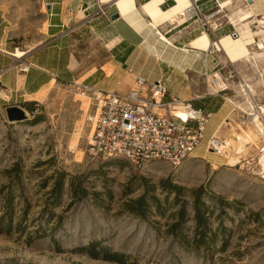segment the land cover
Returning <instances> with one entry per match:
<instances>
[{"label":"rangeland","instance_id":"rangeland-1","mask_svg":"<svg viewBox=\"0 0 264 264\" xmlns=\"http://www.w3.org/2000/svg\"><path fill=\"white\" fill-rule=\"evenodd\" d=\"M46 4L0 0L11 47L25 53L45 42ZM212 49L214 72L228 87L220 95L240 105V81L259 93L264 53L256 70L249 58L228 63L223 52ZM35 97L25 105L0 94V264H119L88 257L81 248L91 242L121 254L122 264H264V177L258 174L264 167L253 127H222L218 136L229 144L225 157L204 150V139L196 158L177 168L154 163L140 169L124 159H89L93 111L76 82H54ZM8 106L23 109L27 118L9 122ZM232 133L242 140L235 143ZM59 173L66 180L63 195L55 199L50 191ZM165 181L180 191L168 189ZM198 188L210 213L206 244L185 248L168 229L183 205L189 219L181 224L182 233L198 237L189 202V191ZM72 189H85L86 195L73 198ZM143 195L159 204L142 219L125 205Z\"/></svg>","mask_w":264,"mask_h":264},{"label":"crops","instance_id":"crops-1","mask_svg":"<svg viewBox=\"0 0 264 264\" xmlns=\"http://www.w3.org/2000/svg\"><path fill=\"white\" fill-rule=\"evenodd\" d=\"M153 1L134 0V10L121 16L114 4L99 0H45V42L25 53L8 44L0 21V94L14 103L34 102L35 96L54 82H79L97 91L126 94L140 77L146 82L143 94H147L151 84L161 81L166 89L164 102L170 98L190 101L211 114L204 133L205 143L213 133L218 136L222 127L236 126L233 122L226 125L224 120L230 107L209 89L212 88L210 79L217 77L219 87L228 90L214 72L212 47L222 38L231 36L232 27L224 25L210 32L196 23L181 21L154 25L152 13L168 9L171 2L175 4L177 0H162L157 9H147ZM198 4L204 12L214 7L212 0H199ZM99 5L107 11L109 20L98 13ZM245 6L248 11L239 15L234 23L238 35L246 30L252 34L245 24L252 14L264 15V0H249L247 5L239 1L229 13ZM115 12L119 13V18L111 21L110 16ZM250 42H246L248 50ZM261 53L264 52L253 54L256 70L261 63ZM23 65L28 66L26 71L20 70ZM192 157L196 158L194 153Z\"/></svg>","mask_w":264,"mask_h":264},{"label":"built area","instance_id":"built-area-1","mask_svg":"<svg viewBox=\"0 0 264 264\" xmlns=\"http://www.w3.org/2000/svg\"><path fill=\"white\" fill-rule=\"evenodd\" d=\"M199 0H191L178 15L181 23H196L203 30L214 32L224 25L232 27L231 37L238 34L236 19L245 8L229 9L239 1L247 5L249 0H212L214 7L204 12ZM47 6V4H46ZM98 13L109 20L105 9L98 6ZM177 21H171L174 24ZM251 29L254 42L250 45L256 51L264 50V15H253L245 23ZM23 65L20 70L26 71ZM145 80L137 77L135 87L126 94L101 92L94 87L79 83L78 89L89 99L93 117L91 131L87 138L86 154L91 160L106 161L124 159L137 168L143 169L154 163H163L172 168L181 166L191 158L201 144L211 114L190 101L170 98L164 102L166 94L164 83L158 81L149 86L143 94ZM212 84V83H211ZM223 84V83H222ZM213 85V84H212ZM211 94L220 97L230 107L224 120L226 125L233 122L237 127H253L260 141L259 163L264 158V82L258 94L241 92L242 103L237 105L220 93L226 91L219 87L210 88ZM259 127H263L260 129ZM206 150L217 157L229 153V144L216 133L206 142ZM231 152V151H230ZM264 177V169L258 173Z\"/></svg>","mask_w":264,"mask_h":264},{"label":"trees","instance_id":"trees-1","mask_svg":"<svg viewBox=\"0 0 264 264\" xmlns=\"http://www.w3.org/2000/svg\"><path fill=\"white\" fill-rule=\"evenodd\" d=\"M148 1V0H147ZM174 5L173 2H171L170 6ZM25 105H31L28 103H24ZM31 110V109H29ZM65 180H66V174L65 173H59L54 179H53V185L52 189L50 191L51 195L55 196V199L63 195V189L65 186ZM163 184L168 188L174 190L176 193L180 191V187L176 185H172L168 183L167 181L163 182ZM72 195L73 198H82L86 195L85 189H80L78 193L74 189H72ZM202 188H198L195 190L189 191V198H190V206H191V212L192 217L190 220H193L196 226V229H201L198 233V237H187L186 235H183L182 233V223L189 219L187 210L185 206H181L180 210L178 212V219L175 223H173L169 229L168 234L171 235L173 238L177 239V241L185 248H191V247H197L200 245L206 244L205 239V230L207 229V218L210 215V213L207 211V206L202 198ZM219 202L221 203V199H219ZM155 205L158 208V201L154 197L146 198L144 195L136 199L135 201L125 205L127 207V211L132 213L134 216H137L139 218H145V214L150 212L151 205ZM133 205V206H131ZM129 206V207H128ZM54 214L52 213L50 216L52 217ZM7 227V230L11 228V220L8 219V221L5 223L4 227ZM17 226V225H16ZM81 251H83L88 257L91 259H101L103 261L108 262H116L119 264H122V258L123 256L117 252H113L108 250V248L103 247L99 245L96 242H91L87 244L85 247L81 248Z\"/></svg>","mask_w":264,"mask_h":264},{"label":"bare ground","instance_id":"bare-ground-1","mask_svg":"<svg viewBox=\"0 0 264 264\" xmlns=\"http://www.w3.org/2000/svg\"><path fill=\"white\" fill-rule=\"evenodd\" d=\"M99 1L104 4H109L115 1L114 5L118 9L121 16H126L128 13L134 10V0H99ZM161 1L162 0H154L152 2V5H150L147 9H150L153 7L157 9V6L160 4ZM189 3H190L189 0H177L176 3L172 5L171 7H169L168 9L166 8V10H160L157 14L152 13L151 15L152 23L154 25H157L163 21H181L177 17L179 13H181L189 5ZM251 37H252V34L248 30H246V32L244 33H241L239 35L237 34L236 37L228 36V37L222 38L218 42V45L214 46V49L216 52H218L220 49L223 52V54L231 61H239V60L245 59L249 55L250 56L249 59L252 61L253 65L256 67V64H255L256 62H255V59L253 58V54L258 53V52H264V50L256 51L252 53L249 52L245 42L251 41L249 43V46H250L254 42L253 38L251 39ZM228 63H233V62L229 61ZM210 85L213 90L215 88H219L218 78L213 77L212 79H210ZM239 87L241 88L240 93L242 91H244V93H247L249 91L254 93L251 86L249 84H245L244 81H240ZM82 96H85V95H82ZM232 135H234L235 143H239L242 140L238 134L232 133ZM248 140L249 142H253L250 138ZM261 161L264 167V158H262Z\"/></svg>","mask_w":264,"mask_h":264},{"label":"water","instance_id":"water-1","mask_svg":"<svg viewBox=\"0 0 264 264\" xmlns=\"http://www.w3.org/2000/svg\"><path fill=\"white\" fill-rule=\"evenodd\" d=\"M112 4H115V2H112L110 5ZM118 18V12H115L110 16L111 21H114ZM6 116L9 122L23 121L27 118L25 111L17 106H8L6 108Z\"/></svg>","mask_w":264,"mask_h":264}]
</instances>
